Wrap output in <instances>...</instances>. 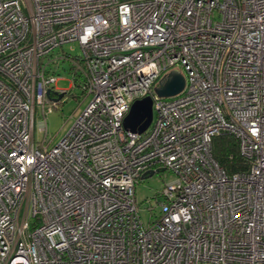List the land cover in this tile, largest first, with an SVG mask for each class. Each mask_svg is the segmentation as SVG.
<instances>
[{"label":"built area","instance_id":"2783aa9c","mask_svg":"<svg viewBox=\"0 0 264 264\" xmlns=\"http://www.w3.org/2000/svg\"><path fill=\"white\" fill-rule=\"evenodd\" d=\"M75 43L86 106L55 142L49 67ZM147 96L152 124L126 130ZM223 133L247 171L216 160ZM163 168L145 224L137 185ZM0 264H264V0H0Z\"/></svg>","mask_w":264,"mask_h":264},{"label":"rangeland","instance_id":"374dc122","mask_svg":"<svg viewBox=\"0 0 264 264\" xmlns=\"http://www.w3.org/2000/svg\"><path fill=\"white\" fill-rule=\"evenodd\" d=\"M71 47H74V50H72ZM64 50L72 55H80L81 53V50L76 43L72 46L65 45ZM69 67L70 63L67 62L58 72L59 75L62 76V79L58 82L57 87L61 89H68L64 104H62L59 109H54L53 111L48 112L47 116L49 122V132L56 135L55 142L60 140L65 135L75 118L86 106L84 97L82 99L79 97L81 91L76 88V84L73 82V74L70 73ZM174 69H179L186 76V72L182 66L170 68L167 73ZM71 115H73V118L70 117ZM38 117L39 115L37 114V118ZM42 136L43 134L38 133V131L35 134L36 140H39ZM170 179L171 175L167 170H165L156 172L153 176L143 179L137 185V201L141 208V214L145 224H148L152 217V213L148 210V207L151 204H154L155 197L158 196L166 182ZM156 211L158 212L159 208H157Z\"/></svg>","mask_w":264,"mask_h":264},{"label":"trees","instance_id":"16d2710c","mask_svg":"<svg viewBox=\"0 0 264 264\" xmlns=\"http://www.w3.org/2000/svg\"><path fill=\"white\" fill-rule=\"evenodd\" d=\"M59 60L54 66H50L51 71L61 70L64 65L70 63V73L73 74V79L80 93V98L84 96L82 87L86 82V71L81 58L70 53L63 52L62 49L57 51ZM213 153L216 160L228 172L234 174L236 172L247 171L250 167V161L245 158L240 151L239 139L236 135L223 133L214 138Z\"/></svg>","mask_w":264,"mask_h":264},{"label":"water","instance_id":"95a60500","mask_svg":"<svg viewBox=\"0 0 264 264\" xmlns=\"http://www.w3.org/2000/svg\"><path fill=\"white\" fill-rule=\"evenodd\" d=\"M186 85V77L180 70H172L160 80L156 87L157 94L162 98H170L180 94ZM62 97V95H61ZM154 118V101L147 96L136 100L131 107L129 114L124 119V127L133 133L143 134L147 131ZM162 170H150L143 179L153 176Z\"/></svg>","mask_w":264,"mask_h":264},{"label":"clouds","instance_id":"9594fccd","mask_svg":"<svg viewBox=\"0 0 264 264\" xmlns=\"http://www.w3.org/2000/svg\"><path fill=\"white\" fill-rule=\"evenodd\" d=\"M165 171V170H164ZM161 172V171H160Z\"/></svg>","mask_w":264,"mask_h":264}]
</instances>
